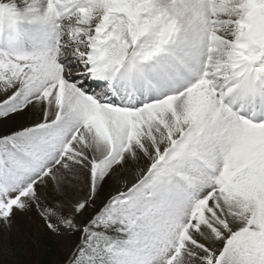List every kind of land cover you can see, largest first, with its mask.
I'll list each match as a JSON object with an SVG mask.
<instances>
[{
  "label": "rangeland",
  "instance_id": "1",
  "mask_svg": "<svg viewBox=\"0 0 264 264\" xmlns=\"http://www.w3.org/2000/svg\"><path fill=\"white\" fill-rule=\"evenodd\" d=\"M211 4L0 0V264L3 231L33 240L38 216L59 246L53 264H99L98 243L82 249L74 233L92 210L122 235L101 264H264V118L232 105L236 82L221 87L218 66L202 71L205 56L215 59L209 44L236 55L247 83L252 73L263 82L264 41L248 29L264 0ZM142 17L170 40L156 30L142 37ZM104 55L122 56L109 70L116 78H137L120 89L135 95L132 105L106 101L96 93L102 83L89 88ZM187 72L197 77L184 87L190 94H165L175 86L166 80ZM105 87L119 92L112 79Z\"/></svg>",
  "mask_w": 264,
  "mask_h": 264
},
{
  "label": "trees",
  "instance_id": "2",
  "mask_svg": "<svg viewBox=\"0 0 264 264\" xmlns=\"http://www.w3.org/2000/svg\"><path fill=\"white\" fill-rule=\"evenodd\" d=\"M97 213L92 210L86 229L74 231L81 239V245L89 238H95L104 245L118 241L119 235L112 229L98 227V219L95 218ZM34 220L33 240L26 237L13 240L10 234L3 231L1 253L8 264H53V259L60 255L59 246L45 219L38 216Z\"/></svg>",
  "mask_w": 264,
  "mask_h": 264
},
{
  "label": "bare ground",
  "instance_id": "3",
  "mask_svg": "<svg viewBox=\"0 0 264 264\" xmlns=\"http://www.w3.org/2000/svg\"><path fill=\"white\" fill-rule=\"evenodd\" d=\"M193 1L196 2L198 4V6H200L202 8L203 7V3H206L207 5H210L211 6L212 5L211 3H212L213 0L212 1L211 0H193ZM206 8H207L206 11H208V8L209 7H206ZM207 13L210 14V11H208ZM209 18H210V20L212 19L211 15L209 16ZM213 22H214V20L212 19L211 24ZM218 33L219 34H222L225 37L227 36V37H229L231 39V35L229 33H225L224 30H223V28L218 29ZM217 40H218V43H221L223 41L221 37H218ZM206 42H208V41L206 40ZM206 50H207L206 52H208V53L211 52L213 54V57L215 59H213V61L211 60V62H213V65H209V63H208L209 61L206 59V56H205V58H203V62L205 61V63L202 65L203 66V68H202L203 70L202 71L203 72L204 71H208L209 68H211L212 70H214V67L215 66H218L220 68L219 69V72H218L219 76L223 75V77H224V79L221 78V80L219 82L217 81L218 84L221 87H224V88L229 87L230 88V85L232 83H234V82H236V85H239L238 86V89L235 88L234 90H232L233 88L232 89H229L228 88L230 91L227 90V91H229L228 94H230V95L232 94L231 97L229 96V99H231L233 97L235 98V96L238 95L240 93V91H241V85H244V82H243L242 78H244V76L246 77V75L240 74V72H237L238 70H240L241 66H238L236 68H234L233 65L231 66V64L233 62V58L236 57V55H234V54L229 55V54H227L226 52H224L222 50L217 52L214 49H210L209 48V44H207ZM95 59H101V60H104V61H102L101 63H99V61L98 60H95ZM95 59L93 60V65H92V69H91V72L93 71V73H94L92 80H94V81H100L102 78L107 77V75H111L112 74V73H110L109 70L111 68H113L114 66L117 65V63L122 59V56L117 55L116 57L111 58V57H108L107 55H104V58L103 57H99V58H95ZM102 63H103V65H102ZM117 67H116V69H117ZM125 68H126V65L124 64V65H121L120 66L119 70L124 71ZM191 69H194V68H191ZM260 69L264 71V65L262 67H260ZM195 72H197V71L195 70ZM97 74L101 75V76H99L101 78H98V79L97 78H94ZM187 74L189 75V78H187V77L184 76V75H186V73H183L182 74L184 77H178L177 75L172 74L173 80L167 79L166 81L167 82L170 81V83H171V81H173V83H175V86H173L174 88H171L165 94H174V93H176L174 95H176L177 98H179V99L186 98V96H188L190 94V91L192 89L189 88L190 90H187V89L184 90V87L190 81L197 80V77H195L194 74L191 75L188 72H187ZM197 74H198V72H197ZM208 74L209 75H211V74L215 75L212 71H210L206 75H208ZM116 79L119 80L118 77ZM233 87H235V86H233ZM258 87H259V85H257L258 91L264 93V87L263 86H262V88H258ZM100 92H102V90H100ZM221 96L223 98L226 97L227 96L226 91L223 92V93H221ZM227 100L228 99H226V102H227ZM195 168L196 167H192L191 168V170L193 171L194 174H195Z\"/></svg>",
  "mask_w": 264,
  "mask_h": 264
},
{
  "label": "water",
  "instance_id": "4",
  "mask_svg": "<svg viewBox=\"0 0 264 264\" xmlns=\"http://www.w3.org/2000/svg\"><path fill=\"white\" fill-rule=\"evenodd\" d=\"M260 19V18H259ZM259 19L257 17H255L256 23L259 22ZM261 21V20H260ZM263 24V23H262Z\"/></svg>",
  "mask_w": 264,
  "mask_h": 264
}]
</instances>
